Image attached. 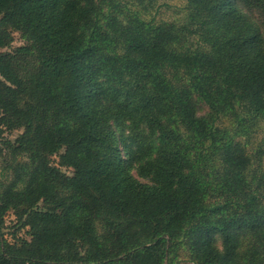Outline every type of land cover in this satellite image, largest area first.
Listing matches in <instances>:
<instances>
[{"label": "trees", "instance_id": "trees-1", "mask_svg": "<svg viewBox=\"0 0 264 264\" xmlns=\"http://www.w3.org/2000/svg\"><path fill=\"white\" fill-rule=\"evenodd\" d=\"M184 1L0 0V264H264V0Z\"/></svg>", "mask_w": 264, "mask_h": 264}, {"label": "rangeland", "instance_id": "rangeland-1", "mask_svg": "<svg viewBox=\"0 0 264 264\" xmlns=\"http://www.w3.org/2000/svg\"><path fill=\"white\" fill-rule=\"evenodd\" d=\"M123 3H127L129 7H133V9H136L139 11L142 16L147 21H154L155 23L161 24H172L176 27H188L191 31L196 29L194 26H187L191 25L192 23L187 18V10L186 6L187 3L184 0H151V2H146L144 5H138V0H117ZM253 18L260 24V26L264 29V19L260 16L258 12L252 13ZM25 44V41L21 38L19 34L14 35V43L10 48L0 50V53L4 52H10L11 50H14L20 46H23ZM188 46L195 49V48H201L206 49V46L202 43H200L199 36H190ZM199 109V115L207 116L209 114V109L207 106H205L202 103L197 104ZM222 128L228 129L229 131H234L235 126L230 121H224V124L221 125ZM256 128L253 129V132L250 136H242L238 138L243 144L246 143L247 150L251 151H257L259 147H263L264 145V121L259 122L256 126ZM21 132L16 131L13 133H6L5 137L8 139H16ZM53 163L58 166L59 164V158L54 157ZM255 168H257V164L255 165ZM67 175H72V170L63 168L62 169ZM263 171H264V161H263ZM6 224L4 228V234L6 236V239L10 243H14L16 239H28L30 240L27 231L28 230H19L17 226V219L14 215V213H8L6 216ZM14 235L16 238H14ZM220 245V242H219ZM188 253L185 250H181L178 253V258L175 262V264H184L188 263L189 257Z\"/></svg>", "mask_w": 264, "mask_h": 264}]
</instances>
